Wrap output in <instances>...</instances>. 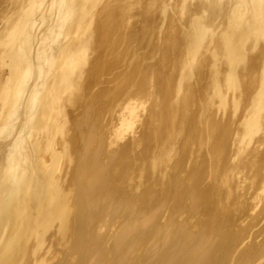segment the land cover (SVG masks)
Segmentation results:
<instances>
[{"label":"bare ground","instance_id":"6f19581e","mask_svg":"<svg viewBox=\"0 0 264 264\" xmlns=\"http://www.w3.org/2000/svg\"><path fill=\"white\" fill-rule=\"evenodd\" d=\"M0 264H264V0H0Z\"/></svg>","mask_w":264,"mask_h":264},{"label":"rangeland","instance_id":"374dc122","mask_svg":"<svg viewBox=\"0 0 264 264\" xmlns=\"http://www.w3.org/2000/svg\"><path fill=\"white\" fill-rule=\"evenodd\" d=\"M170 12H172V10H171ZM172 14H174V13L172 12ZM173 16H174V15H173Z\"/></svg>","mask_w":264,"mask_h":264}]
</instances>
